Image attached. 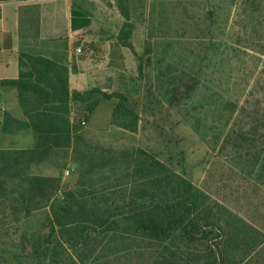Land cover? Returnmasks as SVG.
<instances>
[{
    "label": "trees",
    "instance_id": "obj_1",
    "mask_svg": "<svg viewBox=\"0 0 264 264\" xmlns=\"http://www.w3.org/2000/svg\"><path fill=\"white\" fill-rule=\"evenodd\" d=\"M115 4L124 19L118 43L126 47L133 30L131 2L115 0ZM244 5L247 19L259 8L255 0ZM97 45L84 44L81 51L94 50L98 55ZM151 52L152 44L145 40L141 59ZM91 61L99 62L95 56ZM70 71L75 69L20 55L17 79L0 81L2 87L17 89L26 119L13 128H29L35 138L32 150H0V264H117L121 259L130 261L133 251L142 248L153 251L152 256L147 254L149 264L249 262L262 243L259 233L142 148L96 192L61 190L58 179L29 174L30 166L43 163L52 151L72 147L100 100H116L111 126L137 132L139 118L125 96L99 87L70 91ZM176 83L167 92L171 105L190 98L198 87L195 81ZM240 111L243 118L256 121L254 140L231 130L225 143L235 155L228 157L235 166L245 163L254 168L255 161V177H249L264 187V71ZM258 129L260 141L255 139ZM259 142L261 154L249 155ZM36 213L44 215L39 223L33 222Z\"/></svg>",
    "mask_w": 264,
    "mask_h": 264
},
{
    "label": "rangeland",
    "instance_id": "obj_2",
    "mask_svg": "<svg viewBox=\"0 0 264 264\" xmlns=\"http://www.w3.org/2000/svg\"><path fill=\"white\" fill-rule=\"evenodd\" d=\"M245 1L130 0L127 57L110 62L114 68L103 91L128 99L139 118L137 132L110 126L116 100H100L72 147L52 151L43 163L30 166L29 174L54 177L61 190L96 192L142 148L252 226L262 243L243 264H264V187L251 178L257 164L233 165L228 156L234 149L225 143L231 130L254 140L256 121L243 118L240 110L264 71V0H255L259 8L250 19L243 15ZM145 40L152 52L141 59ZM176 81H195L198 87L190 98L171 105L167 92ZM256 146L249 155L261 154L260 142ZM42 218L36 213L33 222ZM147 254L153 251L134 250L130 261L116 263L149 264Z\"/></svg>",
    "mask_w": 264,
    "mask_h": 264
},
{
    "label": "crops",
    "instance_id": "obj_3",
    "mask_svg": "<svg viewBox=\"0 0 264 264\" xmlns=\"http://www.w3.org/2000/svg\"><path fill=\"white\" fill-rule=\"evenodd\" d=\"M0 13V81L17 79L19 57L29 55L75 69L68 76L70 91L105 90L114 68L110 62L127 57L128 50L115 39L123 23L115 0H9L0 2ZM89 43L98 44V55L94 50L76 55ZM93 56L99 62L91 61ZM102 60L109 65L103 67ZM25 121L17 89L0 86V150L35 147L29 128H13Z\"/></svg>",
    "mask_w": 264,
    "mask_h": 264
},
{
    "label": "built area",
    "instance_id": "obj_4",
    "mask_svg": "<svg viewBox=\"0 0 264 264\" xmlns=\"http://www.w3.org/2000/svg\"><path fill=\"white\" fill-rule=\"evenodd\" d=\"M1 14V13H0ZM75 53H76V55H80V53H81V48H77L76 50H75ZM65 175H69V170H67L66 172H65Z\"/></svg>",
    "mask_w": 264,
    "mask_h": 264
},
{
    "label": "water",
    "instance_id": "obj_5",
    "mask_svg": "<svg viewBox=\"0 0 264 264\" xmlns=\"http://www.w3.org/2000/svg\"><path fill=\"white\" fill-rule=\"evenodd\" d=\"M207 11H211V8H207Z\"/></svg>",
    "mask_w": 264,
    "mask_h": 264
}]
</instances>
